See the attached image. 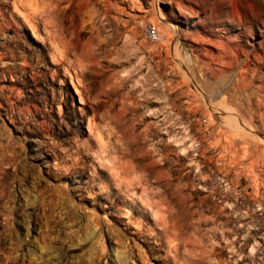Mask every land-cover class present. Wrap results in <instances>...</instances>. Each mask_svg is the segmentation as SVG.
Wrapping results in <instances>:
<instances>
[{
	"label": "rangeland",
	"instance_id": "obj_1",
	"mask_svg": "<svg viewBox=\"0 0 264 264\" xmlns=\"http://www.w3.org/2000/svg\"><path fill=\"white\" fill-rule=\"evenodd\" d=\"M0 264H264V0H0Z\"/></svg>",
	"mask_w": 264,
	"mask_h": 264
},
{
	"label": "built area",
	"instance_id": "obj_2",
	"mask_svg": "<svg viewBox=\"0 0 264 264\" xmlns=\"http://www.w3.org/2000/svg\"><path fill=\"white\" fill-rule=\"evenodd\" d=\"M145 33H146V36L148 37V39L153 41V42H157L161 38L160 33H159L156 25L153 23H148V25L145 28Z\"/></svg>",
	"mask_w": 264,
	"mask_h": 264
}]
</instances>
